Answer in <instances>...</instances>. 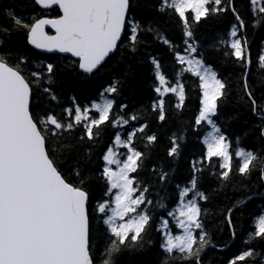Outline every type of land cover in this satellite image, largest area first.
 <instances>
[{"label": "snow or ice", "instance_id": "1", "mask_svg": "<svg viewBox=\"0 0 264 264\" xmlns=\"http://www.w3.org/2000/svg\"><path fill=\"white\" fill-rule=\"evenodd\" d=\"M249 4L254 14L252 26L264 24V0L259 7L258 0H249ZM24 6L54 9L57 15L49 18L0 9V264H131L129 256L145 252L153 244L152 230L160 234L157 264H205L206 251L218 246L207 230L208 210L201 204L211 199L203 187L204 173L215 176L221 186L230 183L232 175L255 176L264 186V94L258 102L249 84L253 61L247 50L248 25L235 0H26ZM224 14L234 18L228 33L231 39H219L217 50L227 47L223 54L234 57L240 67L241 101L250 106L258 121L245 124L234 140L220 124L221 106L230 86L206 63L204 48L195 35V26L202 19ZM162 18H175L178 42L166 34ZM48 27L54 34L46 31ZM16 37L35 49L70 53L77 58L73 68L85 74L98 73L106 62L123 59L125 53L136 57L152 44L163 46L174 61L172 81L166 78L161 59L147 53L158 82L153 88L158 99L150 109L164 122V97L173 94L174 107L183 110L187 100L183 81L188 74L202 93L197 114L188 128L168 137L167 160L141 179L147 151L158 137L146 133V122L125 128L139 117L125 111L127 104L116 105L121 81L100 93L102 102L82 106L71 97L72 107L62 109L69 119L58 118L52 107H59L58 67L16 47ZM261 68L264 53L258 56L257 72ZM114 107L118 109L115 115ZM106 123L117 131L97 156L99 129ZM189 131L200 134L204 151L189 161L190 175L186 182L175 185L176 202L170 208L167 197L157 192L154 202L149 193L157 184L164 190L172 183V165L183 155ZM138 133L146 141L145 151L134 146ZM246 138L257 141L254 149L239 146ZM233 155L238 158L235 172ZM97 160L102 161L98 167ZM251 199L250 195L227 210L224 219L233 239L232 213ZM158 209L164 212L154 218ZM243 243L244 248L226 264H264V214L254 219V228Z\"/></svg>", "mask_w": 264, "mask_h": 264}, {"label": "trees", "instance_id": "2", "mask_svg": "<svg viewBox=\"0 0 264 264\" xmlns=\"http://www.w3.org/2000/svg\"><path fill=\"white\" fill-rule=\"evenodd\" d=\"M26 0H0V9L14 8L17 12L24 15H37L40 16L41 10L39 8L33 10L26 8ZM146 3H154L155 0H143ZM261 0H258L259 7ZM235 6L241 17L245 20L246 35L248 39L247 50L252 57V65L249 73V84L254 88V95L258 98L264 94V68L257 72L258 56L264 53V24L253 27L254 14L249 4V0H235ZM143 14V10H141ZM57 11H52L48 16L55 17ZM152 13H148L151 18ZM3 20H0L2 23ZM161 26L164 28L166 34L174 41H179V34L177 32V25L175 18L168 20L162 18ZM234 23V18L231 14H224L215 16L205 21L202 19L198 25L195 26V35L200 42L205 52L206 63L216 70L220 78L225 79L229 86L230 91L227 99L221 106L222 116L220 124L222 131L234 140L236 135L242 133L245 124L252 125L257 123L256 117L250 112V106L246 102L241 101V82L239 77L241 75L240 67L234 63V57L225 56L223 53L227 51V47L218 48V40L231 39L228 35L229 30ZM15 46L25 49L26 54L36 58L39 61L51 62L58 67L56 75L58 102L59 107L53 104L54 113L58 118L67 120L69 119L62 111L63 108L72 107L71 97L76 98V102L83 105H90L91 102H102L100 93L104 91L111 83L121 81L120 92L115 95L116 105L121 103L127 104L128 108L125 109L129 114L136 113L138 115L137 121L130 122L125 128L130 127L132 124L139 127L141 123H147L148 128L146 133H155L158 141L152 145L150 150L147 151V158L143 162V169L139 172V177L144 179L151 175V168L159 166L162 161H166V149L168 147V137L173 132H178L182 128H188L197 114L199 107V100L202 93L194 82L195 78H191L185 74L184 83L187 88V100L183 110H177L174 107L175 97L173 94H168L165 99V114L166 119L164 122H159L156 113L152 112L150 105L158 99L157 94L153 88L158 82L154 80V76L150 69V64L147 59V53H153L161 59L162 69L166 78L172 81V69L174 61L168 54L167 49L163 46L152 44L147 49V52H141L136 57L124 54V58H114L110 62H106L105 66L95 74H85L78 68H73V62L76 61L70 57H63L60 55H43L31 49L22 37L15 38ZM119 60V62H117ZM174 82V81H173ZM219 103V101H218ZM117 107H114L112 114L117 113ZM95 131V129H94ZM117 129H113L110 124L106 123L100 126L99 133L100 139L97 142L94 153L99 156L111 143L114 133ZM205 131L204 126H201V133ZM200 134H194L191 131L187 134L186 143L183 147V155L180 160L172 166L175 168V176L172 183L167 185L164 190H161L157 184L155 188L150 190L149 198L157 199V192L160 196L167 197L166 203L168 206L174 207L176 202V188L177 183L183 184L187 181L190 175L189 161L198 159L204 151L203 145L200 142ZM145 140L141 138V134H137L134 146L138 150L145 151ZM257 141L254 138H246L240 141V147L246 149H254ZM236 148L235 142L233 143V151ZM102 161L97 160L96 166H100ZM233 170L238 164V158L233 155ZM133 175H137L134 173ZM203 187L211 193V199L208 202H201L202 207L207 208L208 216L206 218L207 230L213 242L219 248L227 247L232 241L231 231L224 219L227 210L233 207L238 201H241L248 196L258 198L252 199L246 205L239 209H234L233 223L236 226V237L232 245L225 251L217 249H208L204 256L205 264H226L238 250L244 248V240L247 239V234L254 228V219L264 212V186H261L256 177L250 179L241 178L238 175H232L231 182L221 186L215 176H210L206 171L204 173ZM154 183V182H153ZM164 210L158 209L153 215L163 214ZM171 221L170 217H166ZM149 237L152 239L153 244L147 251L137 253L128 257L131 264H157V255L160 251L158 244L160 242V234L155 230L150 231ZM259 247V246H258Z\"/></svg>", "mask_w": 264, "mask_h": 264}, {"label": "water", "instance_id": "3", "mask_svg": "<svg viewBox=\"0 0 264 264\" xmlns=\"http://www.w3.org/2000/svg\"><path fill=\"white\" fill-rule=\"evenodd\" d=\"M46 31H48L50 35H51V34H54V30L51 29L50 27L46 28ZM29 46H30L31 49H33V50H35L36 52H38V53H40V54H43V55H60V56H63V57H70V58H72V59H74V60H77V58L71 56L70 53L47 52V51H44V50L35 49V48H34L33 46H31V45H29ZM250 68H251V67H250ZM81 71H82V70H81ZM255 198H258V197H257V196L252 197V199H255ZM252 199H251V200H252ZM251 200H248V202L251 201ZM234 241H235V239H232V241L230 242V244H229L227 247H224V248H223V251L227 250V249L232 245V243H233ZM217 250H218V249H217Z\"/></svg>", "mask_w": 264, "mask_h": 264}, {"label": "flooded vegetation", "instance_id": "4", "mask_svg": "<svg viewBox=\"0 0 264 264\" xmlns=\"http://www.w3.org/2000/svg\"><path fill=\"white\" fill-rule=\"evenodd\" d=\"M41 10V9H40ZM52 11H54V9L53 10H48V11H43V10H41V15L40 16H48ZM49 17V16H48ZM50 18V17H49ZM53 18V17H52Z\"/></svg>", "mask_w": 264, "mask_h": 264}, {"label": "rangeland", "instance_id": "5", "mask_svg": "<svg viewBox=\"0 0 264 264\" xmlns=\"http://www.w3.org/2000/svg\"><path fill=\"white\" fill-rule=\"evenodd\" d=\"M121 153H124L126 150L125 149H120L119 150ZM121 158L123 159L124 157L123 156H121ZM113 167H115V166H113ZM261 214H264V212H262ZM172 223V222H171ZM179 229H174V232H176V233H179Z\"/></svg>", "mask_w": 264, "mask_h": 264}]
</instances>
